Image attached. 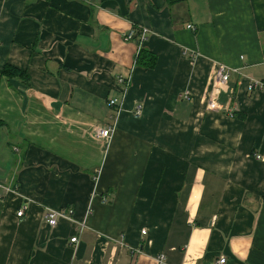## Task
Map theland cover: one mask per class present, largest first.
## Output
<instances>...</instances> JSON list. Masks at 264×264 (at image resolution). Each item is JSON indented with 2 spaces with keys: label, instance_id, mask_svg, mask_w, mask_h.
I'll use <instances>...</instances> for the list:
<instances>
[{
  "label": "crops",
  "instance_id": "obj_1",
  "mask_svg": "<svg viewBox=\"0 0 264 264\" xmlns=\"http://www.w3.org/2000/svg\"><path fill=\"white\" fill-rule=\"evenodd\" d=\"M5 63L0 264H264V0H0Z\"/></svg>",
  "mask_w": 264,
  "mask_h": 264
},
{
  "label": "built area",
  "instance_id": "obj_2",
  "mask_svg": "<svg viewBox=\"0 0 264 264\" xmlns=\"http://www.w3.org/2000/svg\"><path fill=\"white\" fill-rule=\"evenodd\" d=\"M187 28L194 30V28L191 24H188ZM134 33H135V30H133V29L129 30L127 33L124 34V40H131L134 36ZM146 34H147V30L145 28H141V34H140V41L141 42L146 39ZM229 73H230V69H227L226 66H224L223 64L217 65V68L215 70V74H216L218 81H220L221 83L227 82L228 77H229ZM130 79H131L130 76H121V75L116 76L117 83L123 84L124 86L128 85ZM262 83L253 81L249 85L248 89H255L256 87L259 88L262 86ZM107 105L109 107H112V109H113L112 114H110V116H109L110 122L108 124H106L105 126H97L93 129V135L96 138L102 139L106 142L108 140H110V138L112 137V133H113V130H114L115 124H116V118H117L119 112L121 111L122 102L120 100H118L117 98L110 97L107 99ZM254 157L260 158L261 156H260V154H254ZM96 179H97V175L95 174L93 177V180H96ZM103 200H105V198H103ZM28 204H29V200L25 199L24 201H22L21 204L19 205V207L17 208L15 215L17 217L23 216ZM71 212H72V210H69L66 208L56 209V208L46 206L44 208V219L48 225L54 226L57 222L58 217L71 218V215H70ZM143 232L144 231H142V233ZM76 241H77L76 236L70 237V242H76ZM163 261H164V255L163 254L157 255V262L163 263ZM216 264H226V258L224 256H219L216 260Z\"/></svg>",
  "mask_w": 264,
  "mask_h": 264
},
{
  "label": "trees",
  "instance_id": "obj_3",
  "mask_svg": "<svg viewBox=\"0 0 264 264\" xmlns=\"http://www.w3.org/2000/svg\"><path fill=\"white\" fill-rule=\"evenodd\" d=\"M184 0H165V3L167 5H172L175 3L182 2ZM132 29L135 30L134 36L131 40H133L135 43L138 44L139 48L137 50V53L134 57V64L141 68H151L155 65L157 56L155 53H153L148 48L141 46L140 41V34H141V28L136 26L135 24L132 25ZM6 77V78H19L20 80L27 81L28 75L27 72L23 69L17 68L11 64L5 63L1 70H0V78ZM264 82V80L262 81ZM253 90V89H249ZM234 112V115L242 116L239 112ZM262 198H264V194L262 195Z\"/></svg>",
  "mask_w": 264,
  "mask_h": 264
},
{
  "label": "rangeland",
  "instance_id": "obj_4",
  "mask_svg": "<svg viewBox=\"0 0 264 264\" xmlns=\"http://www.w3.org/2000/svg\"><path fill=\"white\" fill-rule=\"evenodd\" d=\"M12 144H15L16 146L17 145H21L20 143L16 142V141H11ZM6 151H7V156H8V159H9V156L12 158V159H16L18 155H16L15 152H12L11 151V145H7L6 146ZM7 169V168H5Z\"/></svg>",
  "mask_w": 264,
  "mask_h": 264
}]
</instances>
